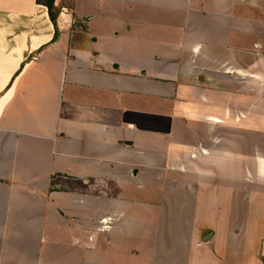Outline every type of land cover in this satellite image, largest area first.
I'll return each mask as SVG.
<instances>
[{"label":"crops","instance_id":"1","mask_svg":"<svg viewBox=\"0 0 264 264\" xmlns=\"http://www.w3.org/2000/svg\"><path fill=\"white\" fill-rule=\"evenodd\" d=\"M55 5L0 0V264H264V158L247 202L211 156L264 131V0Z\"/></svg>","mask_w":264,"mask_h":264},{"label":"rangeland","instance_id":"2","mask_svg":"<svg viewBox=\"0 0 264 264\" xmlns=\"http://www.w3.org/2000/svg\"><path fill=\"white\" fill-rule=\"evenodd\" d=\"M248 91V90H246ZM264 102L260 103L259 106L260 107H264ZM216 135L220 136L221 138H224L221 145H219V150L214 152H211V156H215L212 160H216L217 158V154H221V155H225V159L226 162L224 164H226V166L224 167V170L226 172V178L223 179L225 180H229L231 179L232 181L237 182V184L235 185V188H233L234 185H232L231 187L234 189L233 191L230 190V188H228V186H226L225 184L223 185V180L221 181V183H217V182H212L211 184H209V187H219V185H222L223 187H221L220 189L223 190H229L235 193L239 192L241 189V198L246 195L245 200L248 202V197L249 194L251 192V187L249 184H246L247 182H245V178L244 175H252L253 179L255 180V176H256V163H255V158L256 155L260 154V156H262L264 158V143H262V141L260 140L261 137L264 138V131H242V132H238V131H216ZM202 138V137H201ZM237 142H241L242 147L241 148H236L233 150V141ZM262 144V145H261ZM189 146V144L183 143L181 145H178L177 149L170 151L169 152V156H174V159L172 158V160H178L177 163H181L183 160H185V162L187 161V159L185 158L187 154L186 148ZM252 147V149L250 150L249 148ZM189 148V147H188ZM257 149V150H256ZM220 157L223 159L224 156ZM236 159V164L234 165V160ZM240 159V160H239ZM222 161V160H220ZM174 162V161H173ZM224 162V161H222ZM176 163V164H177ZM202 163V162H201ZM200 163V170L204 171L205 174L204 175H209L211 178L214 177L215 173H214V169L208 168L206 166H204L203 164ZM241 170V171H240ZM244 173V174H243ZM175 175V176H174ZM174 177L178 178L177 181L180 180L182 174L180 172H174ZM257 179V177H256ZM242 182V185L238 186L240 182ZM228 182V181H227ZM257 184H264V181H258V179L256 180ZM185 187L186 188V183H178V187ZM189 186V185H188ZM264 186V185H263ZM207 187V185H206ZM237 187H239L237 189ZM250 188V190H249ZM212 190V189H211ZM257 193H261L264 191V189L261 188H257ZM261 191V192H259ZM213 193V191H212ZM208 197V196H207ZM209 198V197H208ZM210 199V198H209ZM245 200H242L243 203H246ZM229 213V212H227ZM115 224L116 223H120L121 219L119 217V215H115ZM126 218V217H125ZM231 220V218H230ZM209 231V230H208ZM212 231V229H211ZM210 232V231H209ZM149 234L146 233L145 234V238L148 236ZM149 239H152L149 237ZM229 239H232V236L229 235ZM179 246H181V244L179 243ZM212 248V244L209 245Z\"/></svg>","mask_w":264,"mask_h":264},{"label":"trees","instance_id":"3","mask_svg":"<svg viewBox=\"0 0 264 264\" xmlns=\"http://www.w3.org/2000/svg\"><path fill=\"white\" fill-rule=\"evenodd\" d=\"M37 3L44 4L47 6L49 17L51 21L53 22L55 29H56V34H55V39H56L59 35L57 19H58L59 13L61 12L62 6L55 5V0H37ZM263 261H264V257H263Z\"/></svg>","mask_w":264,"mask_h":264},{"label":"water","instance_id":"4","mask_svg":"<svg viewBox=\"0 0 264 264\" xmlns=\"http://www.w3.org/2000/svg\"><path fill=\"white\" fill-rule=\"evenodd\" d=\"M212 235V233H209L208 237H210Z\"/></svg>","mask_w":264,"mask_h":264}]
</instances>
